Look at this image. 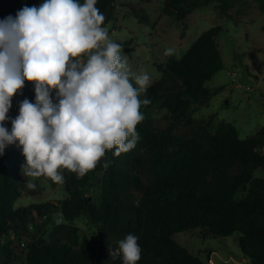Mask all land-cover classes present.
I'll return each mask as SVG.
<instances>
[{"label":"trees","instance_id":"trees-1","mask_svg":"<svg viewBox=\"0 0 264 264\" xmlns=\"http://www.w3.org/2000/svg\"><path fill=\"white\" fill-rule=\"evenodd\" d=\"M234 1L167 0L164 13L184 21L212 2L226 11ZM259 1L264 8V0ZM41 3L0 0V20ZM118 5L140 22H150L138 3L97 0L96 7L105 16L103 26L115 20ZM222 31V26L209 29L181 58L169 57L158 66L162 77L141 96L151 103L140 109L145 119L137 125L140 139L135 148L119 157L114 150L107 152L81 179L62 170L64 199L16 208L24 188L25 157L19 141L6 147L0 155V237L6 238L0 245V264H19L21 259L24 264H123L122 257L113 259L109 251H115L128 234L139 238L137 264H209L175 239L176 234L195 229L214 238L239 234V247L251 264H264V178L254 175L264 166V127L241 139L231 122L213 128L211 120L193 116L225 89L205 86L224 69L216 40ZM24 99L35 103V91L27 81L20 103ZM154 108L164 115L154 117ZM18 114L19 108L8 113L12 119ZM5 126L11 131V120ZM105 160L111 162L106 170ZM35 184L32 193L42 189ZM58 212L63 222L50 226ZM83 215L98 228V240L81 235L74 222ZM29 232L34 233L32 239L22 241Z\"/></svg>","mask_w":264,"mask_h":264},{"label":"clouds","instance_id":"clouds-1","mask_svg":"<svg viewBox=\"0 0 264 264\" xmlns=\"http://www.w3.org/2000/svg\"><path fill=\"white\" fill-rule=\"evenodd\" d=\"M97 0H43L0 20V155L19 141L25 163L21 174L35 190L42 176L65 182L62 170L77 179L95 170L114 150L119 157L140 139L141 99L152 81L133 73L122 46L114 42ZM165 56L175 54L165 49ZM25 81L34 84L35 103L24 99L10 118L13 97ZM55 92L58 104H54ZM11 120V131L5 122ZM110 161L105 160L106 170ZM59 223V221H57ZM138 237L128 234L109 255L123 264L141 258Z\"/></svg>","mask_w":264,"mask_h":264},{"label":"rangeland","instance_id":"rangeland-1","mask_svg":"<svg viewBox=\"0 0 264 264\" xmlns=\"http://www.w3.org/2000/svg\"><path fill=\"white\" fill-rule=\"evenodd\" d=\"M118 1L138 3L150 17L149 23L140 22L127 7L118 5L115 20L106 27L110 38L122 46L132 72L146 71L150 75L151 85L162 77L159 65L166 63L169 57L181 58L204 32L222 26L223 31L216 40L224 69L208 80L205 86H224L225 89L208 105L198 108L193 116L211 120L213 128L222 121L231 122L237 127L241 139L254 135L264 127V8L259 0H235L226 11L218 2H212L193 11L184 21L165 15L167 0ZM130 40L132 43L126 44ZM167 48H174L175 54L165 56ZM245 65L251 75L245 70ZM27 86L35 91L33 83L27 81ZM52 100L54 104L58 103L55 92L52 93ZM20 101L21 92L12 99L13 111L19 108ZM164 113L158 108L152 111L156 118ZM254 175L264 178V166L257 168ZM29 179L22 175L24 188L15 204L16 208L67 197L63 184H56L44 176L33 180L42 189L32 193L26 187ZM74 223L80 228L82 236L95 241L99 239L98 228L85 215ZM33 235L32 232L25 233L22 241L29 242ZM238 237L239 234L214 238L203 229L175 235L178 243L209 264H251L239 247ZM5 242L6 238L0 237V245ZM23 260H19V264H24Z\"/></svg>","mask_w":264,"mask_h":264},{"label":"built area","instance_id":"built-area-1","mask_svg":"<svg viewBox=\"0 0 264 264\" xmlns=\"http://www.w3.org/2000/svg\"><path fill=\"white\" fill-rule=\"evenodd\" d=\"M57 221H59V223H57ZM61 222H63V215H62V213H60V212L55 213L54 214V217H53V221L50 224V226H54V225L60 224ZM30 226L32 227V224H30Z\"/></svg>","mask_w":264,"mask_h":264}]
</instances>
